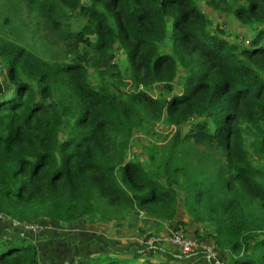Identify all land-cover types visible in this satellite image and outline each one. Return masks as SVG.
<instances>
[{"label":"trees","instance_id":"obj_1","mask_svg":"<svg viewBox=\"0 0 264 264\" xmlns=\"http://www.w3.org/2000/svg\"><path fill=\"white\" fill-rule=\"evenodd\" d=\"M82 1L0 0V264H42L38 241L13 221L162 230L185 227L180 210L224 264H264V0ZM202 5L250 27V46L211 27ZM167 19L172 53L161 51ZM156 84L167 95L153 96ZM161 121L189 126L163 134ZM134 133L149 139L147 160H127ZM144 250L75 264H185L193 254Z\"/></svg>","mask_w":264,"mask_h":264},{"label":"rangeland","instance_id":"obj_2","mask_svg":"<svg viewBox=\"0 0 264 264\" xmlns=\"http://www.w3.org/2000/svg\"><path fill=\"white\" fill-rule=\"evenodd\" d=\"M88 0H83L82 3H87ZM203 10L207 18L210 19V26L213 27L216 24L217 19L220 22H223L228 29H226L227 33L230 34V38L233 41H237L238 34L245 38L251 39L252 34L248 35L251 32L250 27L242 26L237 24L230 13H224L215 11L208 7L203 6ZM216 19V20H214ZM83 20L76 15V13H72L70 23L73 29H77ZM166 30H167V38H165L162 46L161 51H166L172 53L171 48V40L168 37L171 31V22L170 20L166 23ZM239 43V41H237ZM250 46V44H247ZM115 53H116V62L118 63L120 69L123 71L124 74L127 73L128 69V60L126 58V54L124 50H122L118 45L115 46ZM178 75L176 80L173 82V92H178L181 90V78L183 75V71L179 68ZM0 79L2 81H6V72L4 70V66L0 61ZM151 94L153 96H158L159 94L167 95L160 84H156ZM189 124H184L180 127L168 126L162 121L157 123L156 129L163 134L172 133L174 130H180L181 134L183 135L187 129ZM149 142V139L143 134H133L132 138V147L127 152V158L131 159H138V160H147L145 154V144ZM246 145L248 147V140L246 139ZM12 223V222H11ZM41 226L36 232H29L20 229L17 226H12L21 234H29L31 237L36 239L38 242L37 244L41 248L42 256V264H50L49 260H59L58 264H64V261H69V264H75L80 258L85 256L86 254H92L99 252L100 250L113 248L117 251L120 249H133L135 247L141 246L140 242L145 237L146 234L150 233H158L164 231L157 230L155 228L152 229L150 225H144L143 231L136 229L135 227L128 226L126 221L122 222V226H117L115 224H107L102 229L95 228L94 226L86 225L84 220L77 222L76 225L69 226L65 225L61 227L56 222H40ZM56 231L60 233H70V235L66 236L63 234L61 236H57ZM56 234V235H55ZM53 235L51 238L50 236ZM50 239V241H49ZM47 241V242H46ZM164 247H170L169 245H163ZM159 247V246H158ZM161 247V246H160ZM157 248V247H155ZM171 248V247H170ZM141 250V249H140ZM146 250V249H145ZM59 251V253H57ZM50 253H55L53 257L51 255L46 257L45 255H49ZM45 254V255H44ZM56 258V259H55ZM152 258V257H151ZM53 263V261H51ZM212 263V262H211ZM213 264V263H212Z\"/></svg>","mask_w":264,"mask_h":264},{"label":"built area","instance_id":"obj_3","mask_svg":"<svg viewBox=\"0 0 264 264\" xmlns=\"http://www.w3.org/2000/svg\"><path fill=\"white\" fill-rule=\"evenodd\" d=\"M237 41L243 46L249 44V39L240 35L237 37ZM4 218L5 217L0 213V220H4ZM13 224L20 229L29 232H36L41 226V223L39 222L26 224L13 221ZM165 243L174 245L177 250L183 254L193 253L196 249H199L213 264H224L219 259L213 244L209 243L207 240L199 241L194 237L188 236L186 229L182 224H177L174 227H167L164 231L159 233H153L148 237L143 238L140 245L148 250Z\"/></svg>","mask_w":264,"mask_h":264},{"label":"crops","instance_id":"obj_4","mask_svg":"<svg viewBox=\"0 0 264 264\" xmlns=\"http://www.w3.org/2000/svg\"><path fill=\"white\" fill-rule=\"evenodd\" d=\"M214 20H216V19H214ZM167 21H169V19H167ZM216 26H221L224 29V31L226 32V34H225L226 39L229 41H233L230 38L231 36L226 31V29H228V26H226L223 22H220L219 19H217V22H216V24H214L213 27L215 28ZM250 34H252V30L248 35H250ZM238 35H240V34H238ZM183 75H184V73H183ZM178 92H180V90ZM127 160H130V159L127 158ZM178 219L184 222L187 233L190 235V237L195 238V235H194L195 224L193 223L192 219L183 210L179 211ZM0 225H5V227L0 226V232H5L6 229L9 227L6 224H4V222H0ZM103 227H100V229H102ZM8 230H12V229L9 228ZM163 245H169L171 248L170 247H164ZM160 246L161 247L144 250L142 253L145 254L146 256L152 257L153 259H158V258H164V257L167 258L168 257L169 254H166V252H164L165 249H169V250L178 252L177 248L172 244L165 243V244H162ZM57 253H59V251ZM51 255L54 257L55 253H50L48 256L51 257ZM48 256H46V257H48ZM220 256H223V254L221 253ZM51 261H53V263H51ZM49 262H50V264H58L59 260L58 261H57V259L56 260H49ZM184 262H185V264H186V262H187V264H212L211 261L203 253H200V252L199 253L193 252V254L187 255L186 259H184ZM64 264H69V261L68 260L64 261Z\"/></svg>","mask_w":264,"mask_h":264},{"label":"clouds","instance_id":"obj_5","mask_svg":"<svg viewBox=\"0 0 264 264\" xmlns=\"http://www.w3.org/2000/svg\"><path fill=\"white\" fill-rule=\"evenodd\" d=\"M245 38V37H244ZM246 39H248V38H246Z\"/></svg>","mask_w":264,"mask_h":264}]
</instances>
